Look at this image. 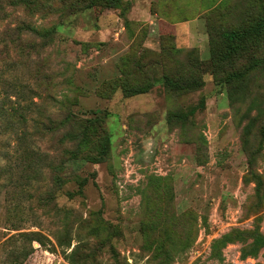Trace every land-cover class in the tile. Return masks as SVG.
Listing matches in <instances>:
<instances>
[{"label": "rangeland", "instance_id": "1", "mask_svg": "<svg viewBox=\"0 0 264 264\" xmlns=\"http://www.w3.org/2000/svg\"><path fill=\"white\" fill-rule=\"evenodd\" d=\"M94 1L0 0V264H264V0Z\"/></svg>", "mask_w": 264, "mask_h": 264}, {"label": "trees", "instance_id": "2", "mask_svg": "<svg viewBox=\"0 0 264 264\" xmlns=\"http://www.w3.org/2000/svg\"><path fill=\"white\" fill-rule=\"evenodd\" d=\"M86 1V5L82 6L89 7L94 4V0H83ZM99 4H105L106 6H119L120 0H99ZM72 5V4H71ZM220 39L224 45V50L222 52H216L215 56L213 55L215 65L220 66L222 64H229L231 66L235 65L237 62L242 60L246 61L249 65L247 70L261 68L264 69V5H262L257 15L249 17L247 22L242 26H236L233 29L223 30L220 33ZM223 62V63H219ZM246 70V71H247ZM245 71H233L227 78L228 82H231L233 79H238L243 77ZM198 80H190V84H196ZM189 81H180V80H170L166 78L164 81L165 88L167 90H181L183 85L189 83H183ZM151 84L137 87L135 93L147 92ZM72 115H67L65 117V122L72 120ZM94 122V123H93ZM90 124L85 125L83 128V133L81 134V139L78 142V147L86 143L85 136L88 128L94 126L95 120ZM105 147L101 153L104 155ZM252 242L245 249V255H257L259 248L264 247V235L258 232H255L253 235ZM224 239H229L228 235L223 237Z\"/></svg>", "mask_w": 264, "mask_h": 264}]
</instances>
